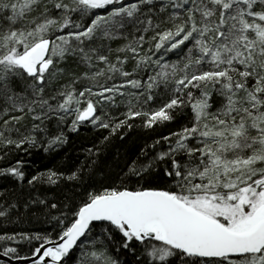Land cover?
I'll use <instances>...</instances> for the list:
<instances>
[{
	"label": "snow or ice",
	"instance_id": "snow-or-ice-1",
	"mask_svg": "<svg viewBox=\"0 0 264 264\" xmlns=\"http://www.w3.org/2000/svg\"><path fill=\"white\" fill-rule=\"evenodd\" d=\"M0 264H264V0H0Z\"/></svg>",
	"mask_w": 264,
	"mask_h": 264
},
{
	"label": "trees",
	"instance_id": "trees-1",
	"mask_svg": "<svg viewBox=\"0 0 264 264\" xmlns=\"http://www.w3.org/2000/svg\"><path fill=\"white\" fill-rule=\"evenodd\" d=\"M159 131V130H158ZM149 133L145 132L140 128H134L129 130L126 138L123 141H117L116 146L124 149H134ZM94 133L91 130L84 129L80 132L79 136H73L72 143L66 146L55 159H51L46 154L40 153L38 155H34L32 160L35 166H43V165H55L60 164L62 162H66L72 158H75L78 155H81L83 152V146H87L90 141L93 139ZM31 225L21 224V228H27ZM39 226V225H38Z\"/></svg>",
	"mask_w": 264,
	"mask_h": 264
}]
</instances>
